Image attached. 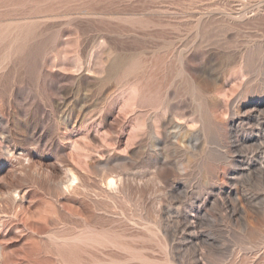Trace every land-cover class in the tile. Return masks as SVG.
I'll return each mask as SVG.
<instances>
[{
	"label": "rangeland",
	"instance_id": "obj_1",
	"mask_svg": "<svg viewBox=\"0 0 264 264\" xmlns=\"http://www.w3.org/2000/svg\"><path fill=\"white\" fill-rule=\"evenodd\" d=\"M0 264H264V0H0Z\"/></svg>",
	"mask_w": 264,
	"mask_h": 264
},
{
	"label": "bare ground",
	"instance_id": "obj_2",
	"mask_svg": "<svg viewBox=\"0 0 264 264\" xmlns=\"http://www.w3.org/2000/svg\"><path fill=\"white\" fill-rule=\"evenodd\" d=\"M76 178H77V177H76ZM114 180H115V179H113V178L111 179V181H110V185H111V184H115V181H114Z\"/></svg>",
	"mask_w": 264,
	"mask_h": 264
}]
</instances>
